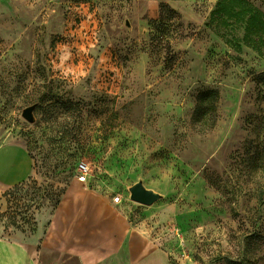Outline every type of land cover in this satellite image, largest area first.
Returning a JSON list of instances; mask_svg holds the SVG:
<instances>
[{
  "label": "rangeland",
  "instance_id": "obj_1",
  "mask_svg": "<svg viewBox=\"0 0 264 264\" xmlns=\"http://www.w3.org/2000/svg\"><path fill=\"white\" fill-rule=\"evenodd\" d=\"M16 143L34 173L0 189V240L35 235L76 184L122 219L101 264H264V0H0V181L27 175ZM137 183L160 199L133 202Z\"/></svg>",
  "mask_w": 264,
  "mask_h": 264
},
{
  "label": "crops",
  "instance_id": "obj_2",
  "mask_svg": "<svg viewBox=\"0 0 264 264\" xmlns=\"http://www.w3.org/2000/svg\"><path fill=\"white\" fill-rule=\"evenodd\" d=\"M13 145L23 152L20 154L24 164L22 174L27 175L21 181L13 177L2 179V190L23 185L34 173L26 147L19 143ZM12 163L17 164L13 160ZM41 218L35 235L25 237L16 233L0 240V264H39L41 254L65 255L79 264H101L123 251L124 234L119 211L110 198L94 190L73 185L52 214L45 210ZM136 243L132 238L127 244V253H135L132 250L137 249Z\"/></svg>",
  "mask_w": 264,
  "mask_h": 264
},
{
  "label": "trees",
  "instance_id": "obj_3",
  "mask_svg": "<svg viewBox=\"0 0 264 264\" xmlns=\"http://www.w3.org/2000/svg\"><path fill=\"white\" fill-rule=\"evenodd\" d=\"M196 100L193 122L197 125L198 132L203 133L205 129L215 126L219 93L216 90L202 91Z\"/></svg>",
  "mask_w": 264,
  "mask_h": 264
},
{
  "label": "water",
  "instance_id": "obj_4",
  "mask_svg": "<svg viewBox=\"0 0 264 264\" xmlns=\"http://www.w3.org/2000/svg\"><path fill=\"white\" fill-rule=\"evenodd\" d=\"M34 109L35 107L31 106L29 108H26L22 113V117L29 123L34 122V117H33ZM129 193H130V199L133 202L145 206H151L160 199V196L158 194L154 193L151 190L145 189L141 183H137L134 186H132L129 190Z\"/></svg>",
  "mask_w": 264,
  "mask_h": 264
},
{
  "label": "built area",
  "instance_id": "obj_5",
  "mask_svg": "<svg viewBox=\"0 0 264 264\" xmlns=\"http://www.w3.org/2000/svg\"><path fill=\"white\" fill-rule=\"evenodd\" d=\"M81 169H84V167H81Z\"/></svg>",
  "mask_w": 264,
  "mask_h": 264
}]
</instances>
